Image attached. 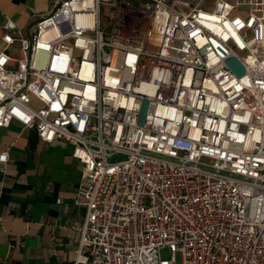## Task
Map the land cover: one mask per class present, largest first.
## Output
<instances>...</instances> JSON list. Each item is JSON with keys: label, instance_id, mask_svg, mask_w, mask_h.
Listing matches in <instances>:
<instances>
[{"label": "built area", "instance_id": "obj_1", "mask_svg": "<svg viewBox=\"0 0 264 264\" xmlns=\"http://www.w3.org/2000/svg\"><path fill=\"white\" fill-rule=\"evenodd\" d=\"M5 28L0 127L82 166L74 264H264V0H63Z\"/></svg>", "mask_w": 264, "mask_h": 264}, {"label": "crops", "instance_id": "obj_2", "mask_svg": "<svg viewBox=\"0 0 264 264\" xmlns=\"http://www.w3.org/2000/svg\"><path fill=\"white\" fill-rule=\"evenodd\" d=\"M63 0H0V44L12 20L27 33ZM196 4L199 0H188ZM62 139L42 141L13 120L0 127V264H74L84 209L74 203L82 176Z\"/></svg>", "mask_w": 264, "mask_h": 264}, {"label": "rangeland", "instance_id": "obj_3", "mask_svg": "<svg viewBox=\"0 0 264 264\" xmlns=\"http://www.w3.org/2000/svg\"><path fill=\"white\" fill-rule=\"evenodd\" d=\"M212 5V1L211 2H204L201 4L202 7L204 8H210ZM113 11L111 9V7L107 6H103V10H102V19L101 22H103V27L104 29H109V30H114L115 29V25L113 24ZM32 104L35 106H40V102L37 99H33ZM171 249L169 247H166L165 249L162 250L161 254L162 257L164 258H170L171 256ZM175 257H176V261L177 264H181L183 257L181 255V252H176L175 253Z\"/></svg>", "mask_w": 264, "mask_h": 264}, {"label": "snow or ice", "instance_id": "obj_4", "mask_svg": "<svg viewBox=\"0 0 264 264\" xmlns=\"http://www.w3.org/2000/svg\"><path fill=\"white\" fill-rule=\"evenodd\" d=\"M237 23H238V21H237ZM0 159H2V157H0Z\"/></svg>", "mask_w": 264, "mask_h": 264}]
</instances>
